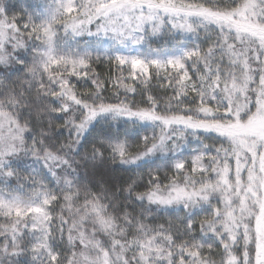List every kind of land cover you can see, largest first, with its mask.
Segmentation results:
<instances>
[{
    "label": "snow or ice",
    "instance_id": "obj_1",
    "mask_svg": "<svg viewBox=\"0 0 264 264\" xmlns=\"http://www.w3.org/2000/svg\"><path fill=\"white\" fill-rule=\"evenodd\" d=\"M0 264H264V0H0Z\"/></svg>",
    "mask_w": 264,
    "mask_h": 264
},
{
    "label": "trees",
    "instance_id": "obj_2",
    "mask_svg": "<svg viewBox=\"0 0 264 264\" xmlns=\"http://www.w3.org/2000/svg\"><path fill=\"white\" fill-rule=\"evenodd\" d=\"M107 70H108V66H107V65L102 66V67L100 68L101 75H102V76H103V75H106V74H107ZM153 84L155 85V81H153ZM153 91H154V92H158V94H160V95H164V92H165L164 89H156V88H154ZM149 134H150V133H149Z\"/></svg>",
    "mask_w": 264,
    "mask_h": 264
}]
</instances>
